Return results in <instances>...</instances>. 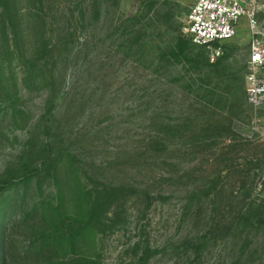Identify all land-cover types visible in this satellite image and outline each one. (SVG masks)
I'll use <instances>...</instances> for the list:
<instances>
[{
  "label": "rangeland",
  "instance_id": "1",
  "mask_svg": "<svg viewBox=\"0 0 264 264\" xmlns=\"http://www.w3.org/2000/svg\"><path fill=\"white\" fill-rule=\"evenodd\" d=\"M195 1L0 0V264H264V0L214 60Z\"/></svg>",
  "mask_w": 264,
  "mask_h": 264
},
{
  "label": "built area",
  "instance_id": "2",
  "mask_svg": "<svg viewBox=\"0 0 264 264\" xmlns=\"http://www.w3.org/2000/svg\"><path fill=\"white\" fill-rule=\"evenodd\" d=\"M257 0H196L185 20L184 32L196 45L212 47V59L221 53L223 42L232 39L243 19L252 33L257 21L254 9ZM247 101L254 107L264 104V37L253 39L248 58Z\"/></svg>",
  "mask_w": 264,
  "mask_h": 264
},
{
  "label": "trees",
  "instance_id": "3",
  "mask_svg": "<svg viewBox=\"0 0 264 264\" xmlns=\"http://www.w3.org/2000/svg\"><path fill=\"white\" fill-rule=\"evenodd\" d=\"M259 207L263 208L262 205H260ZM38 209L40 211H38ZM38 209H37L38 212H42L40 208H38ZM263 210H264V208H263ZM250 212H251V210H250ZM247 214H249V211H248ZM261 214H263V216H264V211ZM28 217H29L28 213L25 212V213H23L20 216V219L22 221L24 220L23 222L26 223ZM0 228L1 229L4 228L3 230H1V233H0V235H1L0 243H1V247L3 248V250H5V246H6V240H5L6 226H5V223H1L0 224ZM81 232H82L81 229H74V231H73V233L71 235V238L73 236H75L74 239L77 238L81 234ZM3 234H4V236H3ZM57 238H59V235H57V233L55 232V233H53L51 235H48V236L44 237L43 240L38 242V243H36V242L35 243H31V247H35L36 248V251H35L36 254L44 253L46 251L48 253H51V252L55 251L58 248V245L56 244ZM6 260H7V257L5 259V262H6Z\"/></svg>",
  "mask_w": 264,
  "mask_h": 264
}]
</instances>
